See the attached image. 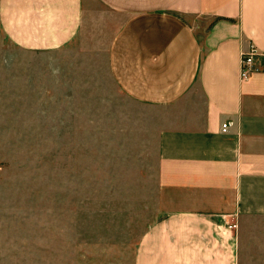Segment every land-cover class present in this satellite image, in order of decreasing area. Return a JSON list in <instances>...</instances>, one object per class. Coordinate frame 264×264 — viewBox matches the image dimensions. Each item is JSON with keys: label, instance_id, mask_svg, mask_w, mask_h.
<instances>
[{"label": "crops", "instance_id": "obj_1", "mask_svg": "<svg viewBox=\"0 0 264 264\" xmlns=\"http://www.w3.org/2000/svg\"><path fill=\"white\" fill-rule=\"evenodd\" d=\"M0 27L26 51L106 49L115 87L157 112L162 212L135 264H240L264 217V0H0Z\"/></svg>", "mask_w": 264, "mask_h": 264}, {"label": "rangeland", "instance_id": "obj_2", "mask_svg": "<svg viewBox=\"0 0 264 264\" xmlns=\"http://www.w3.org/2000/svg\"><path fill=\"white\" fill-rule=\"evenodd\" d=\"M105 50L26 51L0 27V264H135L161 216L157 112L115 87ZM240 264H264V217Z\"/></svg>", "mask_w": 264, "mask_h": 264}, {"label": "built area", "instance_id": "obj_3", "mask_svg": "<svg viewBox=\"0 0 264 264\" xmlns=\"http://www.w3.org/2000/svg\"><path fill=\"white\" fill-rule=\"evenodd\" d=\"M256 57H257V51L254 48H251V50L248 53L242 55L241 73H240L242 80L248 79L254 72L258 71L255 63ZM230 127H231L230 123L224 124L222 131L227 132ZM234 227H236V225H234Z\"/></svg>", "mask_w": 264, "mask_h": 264}]
</instances>
